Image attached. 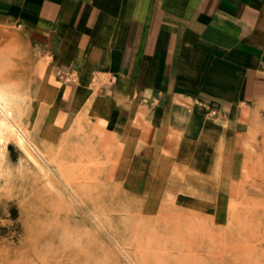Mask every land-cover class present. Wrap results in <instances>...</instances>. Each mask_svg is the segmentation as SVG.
Returning <instances> with one entry per match:
<instances>
[{
	"label": "crops",
	"instance_id": "1",
	"mask_svg": "<svg viewBox=\"0 0 264 264\" xmlns=\"http://www.w3.org/2000/svg\"><path fill=\"white\" fill-rule=\"evenodd\" d=\"M0 26L34 54V115L83 122L145 191L264 116V0H0Z\"/></svg>",
	"mask_w": 264,
	"mask_h": 264
},
{
	"label": "rangeland",
	"instance_id": "2",
	"mask_svg": "<svg viewBox=\"0 0 264 264\" xmlns=\"http://www.w3.org/2000/svg\"><path fill=\"white\" fill-rule=\"evenodd\" d=\"M15 40L0 26L15 135L0 146V264H264V116L145 191L83 122L57 133L34 115V54Z\"/></svg>",
	"mask_w": 264,
	"mask_h": 264
},
{
	"label": "bare ground",
	"instance_id": "3",
	"mask_svg": "<svg viewBox=\"0 0 264 264\" xmlns=\"http://www.w3.org/2000/svg\"><path fill=\"white\" fill-rule=\"evenodd\" d=\"M11 106V92L9 91L7 85L0 84V146L2 144H6L7 137L14 135V127L11 122V118L13 116Z\"/></svg>",
	"mask_w": 264,
	"mask_h": 264
}]
</instances>
